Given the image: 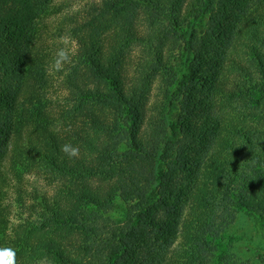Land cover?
<instances>
[{
  "label": "trees",
  "instance_id": "obj_1",
  "mask_svg": "<svg viewBox=\"0 0 264 264\" xmlns=\"http://www.w3.org/2000/svg\"><path fill=\"white\" fill-rule=\"evenodd\" d=\"M54 1L0 0V187L60 180L17 188L33 203L10 235L0 188V249L15 264H217L236 212L264 217V0H99L69 18L60 124L44 103Z\"/></svg>",
  "mask_w": 264,
  "mask_h": 264
},
{
  "label": "rangeland",
  "instance_id": "obj_2",
  "mask_svg": "<svg viewBox=\"0 0 264 264\" xmlns=\"http://www.w3.org/2000/svg\"><path fill=\"white\" fill-rule=\"evenodd\" d=\"M98 2L99 0H55L42 15L41 26L44 25L42 28L45 33L44 37L47 39L49 53L45 66L48 82L45 87L44 103L53 113L57 124L63 120L64 112L62 110L67 105L63 79L68 69L67 64L63 66L62 70H56L53 67L55 52L58 47L65 46L71 52L73 51L75 43L70 37L71 25H68L67 20L75 18L79 13L82 14L85 9ZM62 37L65 38L63 41ZM211 152L212 150L201 158L202 162L206 156L211 155ZM215 153L217 156L214 159L221 164H226L233 158L231 154L223 153L221 149ZM210 167H214V160ZM22 173L20 177L9 175L0 187L3 194L2 204L8 207L6 217L9 235L18 228V225H22L25 219L29 218L30 211L26 207L33 203L26 196L24 204L18 202L17 188H23L26 194L36 190L42 195L49 196L54 194V189L60 184L59 179L53 178L43 171H23ZM122 216L120 209L110 212V219L113 222H120L119 218ZM31 219L35 220L36 218L33 216ZM215 247L218 255L217 264H264V217L253 216L243 210L237 211L232 225L219 237ZM38 264L52 263L40 260Z\"/></svg>",
  "mask_w": 264,
  "mask_h": 264
},
{
  "label": "clouds",
  "instance_id": "obj_3",
  "mask_svg": "<svg viewBox=\"0 0 264 264\" xmlns=\"http://www.w3.org/2000/svg\"><path fill=\"white\" fill-rule=\"evenodd\" d=\"M64 39L61 38L62 41ZM72 55L73 53L66 46L58 47L53 58V67L56 70H62L65 64L71 63ZM61 151L69 158H77L79 155V148L67 144L61 146ZM0 264H15V251L11 248L0 249Z\"/></svg>",
  "mask_w": 264,
  "mask_h": 264
}]
</instances>
